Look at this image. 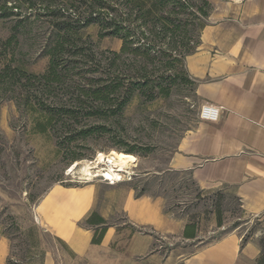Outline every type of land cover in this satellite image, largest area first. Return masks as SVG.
<instances>
[{"label":"rangeland","instance_id":"rangeland-1","mask_svg":"<svg viewBox=\"0 0 264 264\" xmlns=\"http://www.w3.org/2000/svg\"><path fill=\"white\" fill-rule=\"evenodd\" d=\"M85 2L54 0L47 8L46 0H0V264H94L90 257L73 254L56 237L59 226L84 227V219L69 211L59 222L61 208L42 207L53 198L49 192L55 186L86 189L84 192L93 200L91 212L104 215L107 223L120 231L131 226V202L138 205L141 200L154 205L149 218L160 213L175 218L182 227L193 224L204 243L246 222L231 189L200 190L190 172L170 167L177 144L201 120L202 105L195 84L189 79L177 82L168 97L153 101L135 93L119 110L125 89L145 75L158 79L165 73L161 63L167 59L158 53H152L148 61L139 56L115 57L120 53L121 40L99 38L97 25L77 30L87 19ZM107 2L112 8L124 9V0ZM189 2L199 5L197 0ZM70 6L77 10L70 11ZM194 11L195 7L191 9ZM180 19L183 33L176 42L162 41L159 30L153 29L156 22L151 21L148 27L153 32L141 26L146 33L141 44L154 45L156 52L161 48L174 57L194 51L207 20L199 23L188 15ZM65 23L77 30L79 39L70 41L74 47H67L59 62L63 67L61 85L4 74L11 67L35 77L46 75L48 51L55 44L57 29ZM138 26L140 22L132 23L135 38H141ZM111 82L124 87L106 104L92 101L82 91ZM44 110L61 116L63 111L73 110L75 116L57 117V123L49 126ZM82 130L91 133L84 137ZM113 152L132 160L134 166L125 181L114 186L98 178L82 181L85 164L98 154ZM75 164L74 176L65 177L66 170ZM219 217L221 230L215 227ZM130 230L139 248L143 238L149 240L147 249L153 254L173 244L171 236L148 226L134 225ZM147 256L135 253L131 261H126L119 255V264H148Z\"/></svg>","mask_w":264,"mask_h":264},{"label":"crops","instance_id":"crops-1","mask_svg":"<svg viewBox=\"0 0 264 264\" xmlns=\"http://www.w3.org/2000/svg\"><path fill=\"white\" fill-rule=\"evenodd\" d=\"M209 3L201 42L184 57L183 66L195 84L200 105L216 107L219 118L216 122L200 120L177 144L170 167L190 172L200 190L231 189L246 222L204 243L197 226L185 237L190 223L182 227L175 218L160 213L149 218L154 205L148 200L138 205L132 201L131 226H148L171 236L172 246L153 254L147 249V238L141 248L135 245L131 226L120 231L104 215L91 212L93 200L86 189L55 186L49 192L53 198L42 207L61 208L59 222L69 211L84 219V227L59 226L56 237L73 254L90 257L94 264H119V255L131 261L135 253L149 255L148 264H264L260 243L264 237V0ZM79 193H84L80 200ZM137 206L146 209H134ZM215 227L222 229L217 223ZM102 229L100 242L93 244Z\"/></svg>","mask_w":264,"mask_h":264},{"label":"trees","instance_id":"trees-1","mask_svg":"<svg viewBox=\"0 0 264 264\" xmlns=\"http://www.w3.org/2000/svg\"><path fill=\"white\" fill-rule=\"evenodd\" d=\"M47 8H50L54 4V0H46ZM80 3L84 0H78ZM85 4L88 5L87 19L80 24L79 29L86 28L90 25H97L99 27V38L104 37H114L122 42V46L119 54H115V57L119 58L121 56H139L143 60L148 61L152 53L165 57L166 62H162L165 67V73L159 76L158 79L148 78L146 75L142 76L139 80L132 83L128 89H125V98L119 106L121 110L127 103L130 102L135 93L140 96H145L148 101H153L157 97H168L171 94L172 88L177 82H187L188 77L185 73L183 66V59L185 56L191 54L193 51H187L185 55L174 57L171 53L162 51L161 48L155 51V46L151 44H146L141 42L142 38L145 36L144 30H142V25L147 26V31L150 30L149 23L151 21L155 23V30L158 31V35L161 36L160 39L164 42L174 43L177 40L178 35L183 33L181 28V23L184 15L188 17L193 16L196 21L201 19H206L209 15L211 5L209 0H197L199 5L191 4L189 0H124V9H115L110 6L107 0H85ZM77 2V0H75ZM69 10L73 8L70 6ZM195 7V11L191 12V9ZM190 10V11H189ZM187 11H189L187 13ZM193 11V10H192ZM133 22H140L139 32L141 38H135L136 31L132 27ZM200 25V24H199ZM74 30V29H73ZM69 24L65 23L57 29L55 35V44L51 50L48 51L49 56V69L46 75L42 77H35L27 75L22 70L9 67L4 74L12 75L14 78L23 76L27 80L33 79L39 83L44 82L46 85H61L63 83V76L60 68V61L63 60L64 53L67 47L73 48L72 39L78 40L77 30L73 31ZM184 34L185 31H184ZM169 43H167L168 45ZM60 69V70H59ZM1 78V76H0ZM114 81V80H113ZM191 82V81H190ZM194 84L193 82H191ZM124 85L111 82L109 84H103L102 86H92L84 87L82 91L87 95V98L92 101L100 102L106 104L110 101L111 96L115 95L117 92L121 91ZM65 109V108H64ZM45 121L49 126L57 123V117L60 118H74L73 110L63 111L61 114H52L51 112L44 110ZM81 135L87 137L90 135V131L82 130ZM101 224H104L103 220L100 219ZM87 224H91L90 220ZM222 222L220 217L217 219V226H221ZM193 224H188L185 227L184 236L188 230L194 229ZM104 233V229L101 230L99 235H96L92 239L93 244L100 242ZM263 248V259H264V238L260 241Z\"/></svg>","mask_w":264,"mask_h":264},{"label":"built area","instance_id":"built-area-1","mask_svg":"<svg viewBox=\"0 0 264 264\" xmlns=\"http://www.w3.org/2000/svg\"><path fill=\"white\" fill-rule=\"evenodd\" d=\"M199 118L203 121L207 122H216L219 118V110L216 107H213L211 105H202L199 111ZM99 154L94 158L93 161H90L89 163L85 164L84 170H83V178L82 181H89L92 179H100V181L106 183L109 186H114L116 184L122 183L130 176V169L131 166L134 165H126L124 167H117L114 165H111L108 162V158H110L112 155L109 154L107 156L103 155L105 158V162H99L97 163L96 160L98 158ZM86 165H89V168L86 169ZM77 165L69 167L65 172V177H73L74 171ZM111 172L115 176L113 178L106 177V173Z\"/></svg>","mask_w":264,"mask_h":264},{"label":"bare ground","instance_id":"bare-ground-1","mask_svg":"<svg viewBox=\"0 0 264 264\" xmlns=\"http://www.w3.org/2000/svg\"><path fill=\"white\" fill-rule=\"evenodd\" d=\"M112 156L110 158H108V162L111 164V165H114V166H117V167H124L126 165H132V160L130 157H121L119 155H117L116 153H112L111 154ZM97 163L99 162H105V158L103 157V155H99L97 160H96ZM89 168V165H86V169ZM84 169V167H83ZM83 169L81 170V172L83 171ZM82 175V174H81ZM106 177H110V178H113V176H115L113 173L111 172H107Z\"/></svg>","mask_w":264,"mask_h":264}]
</instances>
